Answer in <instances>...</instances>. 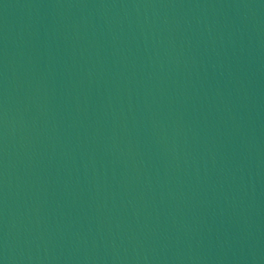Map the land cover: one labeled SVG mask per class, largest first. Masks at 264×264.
<instances>
[{"label": "water", "instance_id": "1", "mask_svg": "<svg viewBox=\"0 0 264 264\" xmlns=\"http://www.w3.org/2000/svg\"><path fill=\"white\" fill-rule=\"evenodd\" d=\"M0 264H264V0H0Z\"/></svg>", "mask_w": 264, "mask_h": 264}]
</instances>
